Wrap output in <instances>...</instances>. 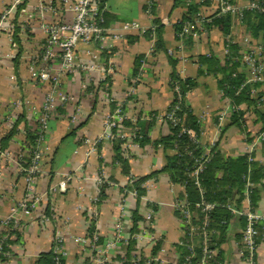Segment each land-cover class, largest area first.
<instances>
[{"label": "crops", "instance_id": "obj_1", "mask_svg": "<svg viewBox=\"0 0 264 264\" xmlns=\"http://www.w3.org/2000/svg\"><path fill=\"white\" fill-rule=\"evenodd\" d=\"M16 1L0 0V17L8 12L7 27L0 30V149L12 159L20 156L27 159L36 118L53 88L51 81L44 82L39 77L46 66L41 56L47 36L42 28L69 23L73 15L66 10L63 0ZM232 1L243 5L247 0ZM148 2L107 0L102 7L106 14L105 40L79 45L74 51L75 62L91 69H78L58 76L56 90L70 97L71 102L57 106L48 119L41 174L36 179L34 193L27 196L32 201L37 195L40 201L29 213L19 216L18 227L13 231L15 236L10 235V228L2 223L10 208L24 198L25 185L18 165L9 158H0V242L12 241L8 249L10 257L0 260V264H32L40 253L49 252L57 243L66 252L64 264H99L98 260L103 258L107 259L104 264H113L131 238V214L135 210L144 219L137 227L138 233L145 231L146 236L142 235L139 240L132 238L136 241L132 255L149 258L153 242L161 240V249L154 257L156 262L179 264L181 252H178V246L184 245L187 237L177 205L187 202L183 198V188L172 184L167 174L161 172L166 157L172 152H164L160 145L154 147L151 143L143 147L136 145L130 150L127 158L129 177L156 174L142 185L145 195L137 204L136 198L126 190L130 185L129 177L113 163L110 142H99L95 152L89 154L86 144L101 135L103 122L111 113V103L121 104L128 118L164 114L172 101L169 52L176 60V74L196 82L186 95L185 105L200 122L201 146L211 148L217 145L222 158L248 156L246 152L251 141L247 140H253L261 132L258 117L253 110L242 105V128L229 125L226 120L220 127L222 131L218 132L216 114L225 102L216 79L198 74L195 60L198 55L208 54L222 64L224 37L213 29L185 45V41L175 39L172 29L184 9L175 6L174 0H155L153 12L148 14ZM210 11L211 8L206 15ZM154 18L163 25L165 54L153 53L152 39L134 31L123 33L120 29L123 23L130 21L146 29ZM232 33L238 42L241 34L238 35V30H232ZM115 36L119 37L115 39ZM138 58L142 59L135 72ZM48 65L49 74L55 77L57 64L49 61ZM237 71L244 75L240 68ZM123 131L125 135H133L130 129L123 128ZM168 133L163 121H156L146 131L150 142L158 141ZM131 138L127 137V140L131 141ZM252 157L254 164L264 167L261 144L255 148ZM63 175H69L71 180L65 192H59L55 185ZM97 180L108 185L100 199ZM246 182L252 185L250 189L255 188L254 206L246 200L244 189L243 199L236 210L264 215V174L255 182L248 178ZM94 199L97 202L93 203ZM188 209L193 224H196L199 221L196 208L192 210L188 206ZM148 215L150 222L146 221ZM233 215L235 218L229 224L226 241L220 245V252H213L214 259L219 257L218 264H243L240 232L245 226V218ZM91 224L101 241L92 252L89 247L75 242L77 238L87 237ZM117 226L120 240L113 249L104 252L106 244L115 238ZM256 226L259 227L256 228V262L264 264V222ZM194 243L196 247L200 240Z\"/></svg>", "mask_w": 264, "mask_h": 264}, {"label": "trees", "instance_id": "obj_2", "mask_svg": "<svg viewBox=\"0 0 264 264\" xmlns=\"http://www.w3.org/2000/svg\"><path fill=\"white\" fill-rule=\"evenodd\" d=\"M106 1L107 0L101 1V8ZM174 2L175 6H180L184 9L179 20L172 25L174 37L176 40L180 41L181 39H179L178 36L181 33L184 23H192L199 12L206 15L209 8L212 7V2L210 0H174ZM153 8L154 4H152L149 9L150 13L153 12ZM206 16L207 17L202 24L206 33L214 29L224 38L232 33L233 19L230 15L223 14L216 16L215 13H212ZM101 17V27L105 28L106 14L104 11ZM243 23L244 33L248 34L252 39L258 41L264 47V14L245 12L243 15ZM152 24L154 25V30H147L143 36L154 41L153 53L162 52L165 54L166 49L162 39L163 25L156 18L152 20ZM192 40L193 38L191 36H184L181 42L185 41L184 43L187 45L190 44ZM224 46H227L228 48V55L223 58L222 64L211 55L196 56L195 60L199 68L198 74L214 77L217 81V86L222 93V97L231 100V103L234 106L243 105L253 110L262 125L260 131L264 132V109L257 108L256 106L258 99L264 98V90H260L257 93L256 98H254L251 97L249 93L252 89L256 90L258 84L253 86L246 84L240 87L244 82V75L237 71L240 67V56L238 55L237 43L227 45L225 40H223V47ZM141 59L142 58H138L136 61L134 68L135 72H137ZM167 59L171 66L169 88L172 92V101L164 114L174 110L173 115L179 123L173 124L171 122L163 121L166 123L169 133L155 142H150L146 135V131L156 123L155 116H157V114L155 113L148 114L151 117L149 120L139 118L135 123H132L130 120H124L121 126L132 131L133 136L131 142L137 146L143 147L148 143H151L154 147L160 145L164 152L167 150L172 152V155L166 157V165L161 172L167 174L172 184L179 185L183 188V198L190 209L193 210L194 206L201 201L215 204V207L207 213L208 225L206 229L212 232L208 238V249L219 250L220 245L227 239L229 224L231 220L235 218V216L226 209V206L239 209V205L243 199L246 179L248 178L253 182L259 180L264 174V167H259L257 164H254V162L249 163L246 155L237 157L236 159L222 158L217 145H214L210 148L206 161L202 164L201 171L197 173L196 177L191 175L197 166V162L201 161L200 158L204 154V147L196 142L200 137V122H198V119L192 114V111H190L185 105L186 95L196 86V82L190 78H180L176 74L174 68L176 60L171 55H168ZM175 88L178 89L177 93L174 92ZM116 105L117 104L115 103H111V113L114 111ZM242 115L243 112L241 110L232 112L227 118L229 125H235L242 128ZM182 130L192 131L195 134V138H190V136L182 132ZM32 140L33 138L31 137L30 142H32ZM247 141L250 142L252 139H248ZM122 143L123 141L118 138H114L110 141L113 152V163H116L121 172L129 177L130 174L127 169L128 160L122 157ZM261 145L264 148V139ZM154 176H156L155 173L139 178L129 177L131 184L126 186V190L135 192L137 204L139 203L140 198L145 195L142 185ZM107 187L108 185L106 182L99 184V199L103 196V192ZM255 194V188L249 189L248 201L250 202V206H254ZM152 210L155 211L154 206H152ZM196 212L199 214V221L197 222L199 224L203 213L200 209H196ZM143 220V217L138 214V210L132 212L130 229L131 238L127 240L122 255L115 257V262H120L121 264H144L146 262H149V264H158L153 261V258L161 249V240H155L153 242L149 258L143 256L137 258L132 255V250L136 244V241L133 240L132 237L134 234L138 233L137 227L139 223L143 222ZM242 222V224H244L243 220ZM256 228L259 227L256 226ZM93 232L94 228L92 225L89 227L88 233L91 235ZM149 232H151V230H149ZM14 233L15 232H10L9 234L15 236L16 234ZM100 243V239L97 238L96 245H99ZM11 244V239L5 240L2 244L1 252H9L8 249ZM56 246L57 244L53 245V248L49 252L40 253L32 264H64V259L57 257L53 253ZM178 248V252H181L180 261L178 263L184 264L186 263V258L189 253L183 245H179ZM193 250L194 255L189 258L186 264H197L200 261L202 255L199 245L194 247ZM218 252H220V250ZM2 257L3 256L0 255V260H4L5 257ZM209 263H220L219 257H216V259L213 258Z\"/></svg>", "mask_w": 264, "mask_h": 264}, {"label": "built area", "instance_id": "obj_3", "mask_svg": "<svg viewBox=\"0 0 264 264\" xmlns=\"http://www.w3.org/2000/svg\"><path fill=\"white\" fill-rule=\"evenodd\" d=\"M102 0H63L67 11H70L73 15L71 22L69 23H59L44 26L42 29L46 34L45 44L43 46L42 60L45 62V69L40 74V80L47 82L51 81L53 88L50 93L47 94L45 101L42 105L41 111L38 113L36 118V129L32 134V142L30 144V153L27 159L22 158L23 156L13 158L3 152L0 149V158H9L12 163L18 165V171L22 176V181L24 182V198L20 200L14 207H11L8 215L5 217L2 225L10 228V232H13L18 227L19 216L22 213H29L33 210L40 201L39 196H35L32 201L27 199L28 195L34 193V186L36 179L41 174L40 163L42 156L46 150L45 146V136L47 133V122L48 119L53 115L57 106L66 105L71 102V98L63 93L56 90L58 84V76L65 73H73L78 69H91L90 66H81L75 62L74 51L79 45H87L92 42H103L105 40V35L107 30L101 27L102 23V13L103 8H101ZM155 0H149L147 5V13L150 14V7ZM212 2V7L210 14L215 13L216 16L228 14L232 17V30H238V35L241 34L240 40L237 42L234 39L233 33L227 35L224 40L228 44L237 43L240 71L244 73L243 85H255L260 86L259 89H252L250 91V96L256 98L257 93L264 88V47L256 40L252 39L248 34L244 33V23L243 15L245 12L252 13H263L264 14V0H247L243 5L232 2V0H210ZM16 2H19L17 0ZM8 12L0 17V30L6 29V16ZM209 14V15H210ZM207 16L199 12L195 20L192 23H184L181 33L179 34V39L182 40L184 36H191L193 39L200 38L206 34L205 28L202 26L205 18ZM123 33L137 32L139 35H143L147 30L153 31L154 25L150 24L148 28L140 27L136 22L130 21L123 23L120 26ZM119 36H115L116 39ZM121 37V36H120ZM180 40V42H181ZM169 55L171 53L169 52ZM228 55V48L224 46L222 49V57ZM206 56H209L208 54ZM54 61L57 64V75L51 76L49 74L48 62ZM174 92L177 93L178 89L175 88ZM224 107L216 114L217 119V131L220 132L221 125L227 120L228 116L235 111H240L241 106H234L231 100L228 98H223ZM257 108H264V98H259L257 101ZM174 111V110H173ZM173 111L165 113L163 115L155 116L156 121H167L173 124H178L179 121L174 117ZM149 120L151 117L149 115L136 116L128 118L121 104H117L114 111L108 114L103 122V129L101 135L93 142H87L88 154L95 152L96 145L101 141H111L114 138H118L123 141L122 144V157L128 158V153L136 144L127 140L133 135H125L123 133L122 122L124 120H130L135 123L137 119ZM203 119V117L201 118ZM194 139L195 134L190 130H182ZM126 139V141H125ZM264 139V132H258L253 140L250 142L247 148L246 154L247 161L249 163L253 162L252 153L255 148L259 146ZM199 143V138L196 140ZM210 148H204V154L200 158L201 161L197 162L195 170L192 172V176L196 177L197 173L201 171L202 164L206 161ZM71 177L69 175H63L62 178L55 185V189L59 192H65L68 182H70ZM99 184L105 183L102 180H97ZM131 184V181H129ZM197 184V182H196ZM251 184L246 182L245 184V194L246 200H248V189L251 188ZM131 197L135 198L136 194L134 191H128ZM1 198V193H0ZM97 202V199L93 200V203ZM196 209H200L203 213L201 222L198 224H193V216L189 212L187 203H182L177 205L180 210V215L182 219V224L186 232L185 246L189 255L186 258V263L190 257L194 254L195 240H200V249L202 252V260L199 264H210L209 261L213 259V252L215 250L208 249V238L212 232L208 231L207 225V213L210 212L215 204H209L201 201L194 206ZM226 209L236 215L243 216L245 218V226L240 232V245L242 247L241 260L243 264H257L256 262V252L258 245L256 243L258 232L256 230V225L259 222H264V215H257L250 212L249 210H236L230 206H226ZM94 215V214H93ZM147 222L151 221L150 215L147 216ZM145 235V231L134 235L132 238L139 240ZM146 236V235H145ZM150 238V237H149ZM119 226L116 228L115 238L106 244L104 252L106 250L113 249L114 246L119 241ZM185 240V241H186ZM97 236L93 232L91 235L87 234L86 238H77L75 242L80 245L87 246L90 248L91 252L96 247ZM2 243L0 242V255L9 258V252H1ZM57 257L65 259L66 252L57 243L55 251L53 252ZM56 257V258H57ZM153 261L157 260L153 258ZM99 264L107 263V259L103 258L98 260ZM184 263V264H186ZM113 264H121L120 262H115ZM144 264H149L146 262Z\"/></svg>", "mask_w": 264, "mask_h": 264}]
</instances>
